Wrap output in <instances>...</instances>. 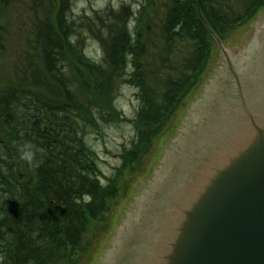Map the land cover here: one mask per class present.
<instances>
[{
	"label": "trees",
	"instance_id": "16d2710c",
	"mask_svg": "<svg viewBox=\"0 0 264 264\" xmlns=\"http://www.w3.org/2000/svg\"><path fill=\"white\" fill-rule=\"evenodd\" d=\"M43 1L52 16L36 26L35 54L26 57L22 85L0 93V264L81 263L85 238L112 212L125 177L139 171L203 83L210 44L215 43L212 33L226 42L229 33L253 23L264 11V0H240L228 15L225 1V12L219 14L215 0H171L162 41L173 50L187 39L194 48L189 57L179 59L184 67L179 77L167 78L163 86L150 82L159 76V68L149 74L140 71L149 50L140 28L129 34L126 25L133 15L128 9L116 17L110 15L113 11L98 13L95 21L73 16L66 6L71 0ZM239 10V17H233ZM104 17L114 24L99 28L97 23H106ZM87 31L101 44L105 56L100 63L85 54ZM127 77L139 90L135 138L103 185L98 155L86 137L90 130L125 122L111 92ZM26 143L37 150L31 165L20 159L19 149Z\"/></svg>",
	"mask_w": 264,
	"mask_h": 264
},
{
	"label": "rangeland",
	"instance_id": "374dc122",
	"mask_svg": "<svg viewBox=\"0 0 264 264\" xmlns=\"http://www.w3.org/2000/svg\"><path fill=\"white\" fill-rule=\"evenodd\" d=\"M224 1L229 4L226 10L227 15L231 13L228 10L235 9V6L240 3V0H215V3L220 7L217 11L219 14L222 13L221 11L225 12L222 10V7L225 8ZM6 2L4 4L0 0V93L5 92V89L9 87L22 85L20 79L25 72L26 57L29 54H35L32 48H35L33 45L36 26L41 24L47 16H52L50 7L43 0L39 1L40 7L36 11L37 0H6ZM171 4V0H71L66 2V6H69L73 16L83 17L86 15L95 21L96 14L99 13L102 16L105 10L108 13L113 11L114 14L110 15L116 17L126 14L125 9H128L133 15L126 25L129 34L134 35L140 28L144 33L143 38L149 50L145 60L141 63L140 71H147L149 74L154 71V68H159V76H155L154 80L150 82L153 85L163 86L167 82V78L175 80V76L180 74V70H183L184 67L179 59L189 57L194 48L191 41L190 44L186 42L187 39L177 43L173 50H171V44L167 45L166 41H162L164 31H166L164 23ZM237 8L239 9V7ZM239 12L241 10L233 13V17H239ZM105 17L103 18L106 22L104 26L97 23L99 28L114 24ZM113 17L111 18L113 19ZM262 20L263 15L261 17L259 15L253 23L227 35L224 48L228 56L222 53L216 43L210 44L211 57L203 83L191 93L185 101L184 107L174 116L169 128L163 132L148 157L142 162L139 171L125 177L112 212L105 218V222L97 225L85 238L84 246L87 247V252L79 264H142L139 254L146 249L147 245L155 244L156 240L170 236L169 222L173 218L169 219L168 223L157 220L167 218L168 209L164 210L162 201H159L162 198H157L156 193L158 192L156 191H159L163 186L168 188V192L175 193L180 186L182 190L184 186L188 187V182L193 184V181L186 178L182 187L185 173L182 171L181 165H176V160L187 163L186 161H190V156L196 152L202 153L203 156L210 154L207 151L208 148L205 147L206 144L202 142L203 137H200L189 139L181 150L172 155L175 157L168 161L170 150H173L181 133H184L185 128L183 127L189 120L192 108L203 97L205 90L210 89L213 79L216 76L219 79L221 68H226L237 92L235 94L239 99L241 94L252 106L256 102L264 107L262 94L259 96V91L254 86H250L248 81L251 78L254 80L260 72H264V32L260 38L255 37ZM99 28L94 26L93 30L100 32ZM103 31L106 32V29ZM84 38H86V56L91 61L100 63L105 56L101 44L95 35L88 31L86 35L84 34ZM170 51L173 53L170 54ZM230 66H233V69ZM129 71V74L133 73L132 70ZM234 71L236 75H234ZM223 75L225 77V72L221 74V76ZM129 77L115 83L111 92L114 107L123 114L125 122L104 126L99 130H90L86 137V144L98 155L103 185L106 184V179L113 176L116 168L120 166L123 150L129 148L135 138L133 121L139 108L137 97L139 90L128 83ZM239 85L242 89L238 92ZM239 110L241 111V109ZM255 112L256 116L258 114L264 116V108ZM198 124L199 116L196 115L189 127L191 130L186 133L194 132L198 128ZM208 140L217 142L220 137ZM189 188L190 186L186 188L187 193ZM190 194L191 191L188 196ZM123 228H125V233L120 242V250L118 247L116 253L113 254L111 252L114 250L120 230ZM194 234L191 229L188 236L191 237ZM194 248L196 250L197 246ZM109 256L111 257L108 260Z\"/></svg>",
	"mask_w": 264,
	"mask_h": 264
},
{
	"label": "water",
	"instance_id": "95a60500",
	"mask_svg": "<svg viewBox=\"0 0 264 264\" xmlns=\"http://www.w3.org/2000/svg\"><path fill=\"white\" fill-rule=\"evenodd\" d=\"M263 32L264 15L255 37L260 38ZM219 77L213 79L210 89L192 108L184 133L170 150L168 161L194 138L203 137L210 154L203 156L196 152L187 163L176 160L185 173L182 187L186 178L193 181L188 182V193L185 186L175 193L163 186L156 191L164 210L168 209L167 218L157 220L168 223L173 218L168 229L171 233L147 245L139 254L142 264H264V116H256L255 112L264 107L256 102L252 106L241 94L240 99L234 94L237 113L233 110L232 117L225 115L214 105V92L216 98L218 82L225 79L224 84L230 85L233 81L224 75ZM256 77L253 86L264 98V72ZM241 89L240 86L238 92ZM196 115L198 128L187 134ZM217 137H220L217 142L208 140ZM191 185H197L192 199L191 194L188 196ZM124 229L120 230L113 254L118 247L120 250ZM191 229L195 234L189 237Z\"/></svg>",
	"mask_w": 264,
	"mask_h": 264
},
{
	"label": "bare ground",
	"instance_id": "6f19581e",
	"mask_svg": "<svg viewBox=\"0 0 264 264\" xmlns=\"http://www.w3.org/2000/svg\"><path fill=\"white\" fill-rule=\"evenodd\" d=\"M230 68L233 69V66H230ZM233 73H234V75H236L235 71ZM225 74L226 75L224 78H227L230 80V78H231L230 75L228 76L226 71H225ZM219 79H220V77H219ZM223 81H226V80L224 79ZM223 81L218 82L219 84L217 83V85H216V98H215V92H214V101L213 102H214V105H216L222 109L223 113H225L226 115H228L230 117L231 116L230 112H232L233 110L235 111V113H237L235 101L233 98V95L235 94V89H234L235 87H234L233 82H232V84H233V86H232V84L225 85ZM248 81H249V85L253 86V79L252 78L248 79ZM245 84L247 85V82ZM238 87H240V85ZM196 187H197V185H191V189H190L191 190V199L195 195V188ZM185 203H186V200L184 201V204Z\"/></svg>",
	"mask_w": 264,
	"mask_h": 264
},
{
	"label": "clouds",
	"instance_id": "9594fccd",
	"mask_svg": "<svg viewBox=\"0 0 264 264\" xmlns=\"http://www.w3.org/2000/svg\"><path fill=\"white\" fill-rule=\"evenodd\" d=\"M36 151L33 145L26 143L19 149L20 159L31 165Z\"/></svg>",
	"mask_w": 264,
	"mask_h": 264
}]
</instances>
